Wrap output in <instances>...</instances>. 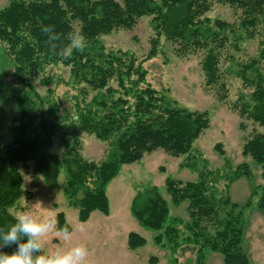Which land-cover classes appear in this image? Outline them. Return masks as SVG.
Wrapping results in <instances>:
<instances>
[{
	"label": "trees",
	"instance_id": "obj_1",
	"mask_svg": "<svg viewBox=\"0 0 264 264\" xmlns=\"http://www.w3.org/2000/svg\"><path fill=\"white\" fill-rule=\"evenodd\" d=\"M219 1L231 5L237 22L205 16L213 8V0H10L0 10V40L9 44L16 67L12 73L0 74V100L13 97L17 102L13 117L17 137L8 143L0 141V228L15 222L10 208L22 196H29L20 163H32L34 182L45 174L52 186L65 165V195L77 207L79 219L86 221L97 209L109 214L107 190L124 164L140 161L157 149L172 156L191 155L194 143L212 123L207 112L174 103L147 83V70L134 53L107 51L101 40L102 35L116 29L134 28L145 15L155 16L152 20L157 33L143 60L156 55L161 36L177 42L180 54L204 52L205 81L209 87L219 88L216 93L222 99L227 98L230 74L242 82V90L231 105L242 119L241 129H247V120L264 126V0ZM47 24L64 36L78 25L87 37V48L68 60L51 55L40 31L41 25ZM244 38L259 40L256 55L243 58L238 54L239 41ZM228 59L232 64L223 67L222 60ZM52 63L70 67L71 78L79 86L74 117L70 110L61 115L58 107L47 109L40 102L32 80ZM90 90L94 95L89 98ZM79 127L99 140H111L107 157L98 164L80 152ZM58 132L62 135L60 145L67 151L65 162L52 149ZM243 146V154L262 165L264 178V131L253 128ZM221 170H205L196 180L166 178L173 202L188 200V222L170 216L168 200L156 185L136 192L131 212L141 225L164 231L155 240L162 243L166 237L174 256L191 244L196 247V264H206V249L221 252L225 264H249L244 249V211L228 193L218 195L213 187ZM252 170L248 162L238 164L227 174V189L238 178L251 179ZM212 175L216 178H210ZM252 204L249 200L244 208ZM258 204L264 208V197ZM56 218L59 226L68 224L72 231L64 212ZM143 243L144 237L130 233L131 248ZM16 247H3L0 252L11 254ZM174 261L177 263L176 258Z\"/></svg>",
	"mask_w": 264,
	"mask_h": 264
},
{
	"label": "rangeland",
	"instance_id": "obj_2",
	"mask_svg": "<svg viewBox=\"0 0 264 264\" xmlns=\"http://www.w3.org/2000/svg\"><path fill=\"white\" fill-rule=\"evenodd\" d=\"M10 0H0V10L9 4ZM212 9L205 14L215 20L226 19L235 23L238 15L228 3L213 0ZM153 15L141 17L132 29H116L109 34L102 35L101 40L107 51L128 50L142 60V66L147 70L146 81L160 93L172 99L179 106L206 111L212 121L209 128L194 143L191 155L172 156L163 149H157L146 153L137 162L127 163L122 166L118 176L109 184L108 198L110 212L105 214L97 209L93 211L89 220L81 221L77 207L70 204L65 195L66 172L65 165L61 169L59 178L54 186L48 183L46 175H40L34 182L32 163L19 167L23 173V185L29 192V196H22L16 205L10 208L14 215L21 212H30L39 218H52L54 221L59 212H64L68 223L72 227L73 237L71 242H65L57 232L49 233L45 238L46 252H52L71 245L83 243L88 247L89 256L87 264H196L197 253L193 245H185L175 254L166 237L162 243L155 237L164 231H156L139 223L133 216L131 202L139 189L147 185H156L160 188L170 207L171 217H180L184 222L190 221L188 200L175 204L171 199L165 185L168 176L182 181L199 179V173L208 169L222 170L214 182V189L218 195L228 193L232 200L239 203L245 214V244L244 249L249 257V264H264V208H260L258 202L264 197V178L262 165L253 158L243 154V144L249 132L253 128L264 131V126L254 124L250 120L247 129H241L242 119L231 105L236 101L238 93L242 90V82L239 77L230 74L227 77L228 94L222 99L217 95L218 87H209L205 81V72L202 69V51L180 54L178 43L167 40L161 36L159 50L156 55L143 60L149 54L151 40L156 35L153 25ZM78 29V25L75 27ZM243 58L254 56L259 49L257 38H244L239 41ZM8 45L0 40V74L12 73L15 62L8 51ZM232 62L222 60L223 67ZM40 102H44L48 109L50 106L58 107L57 112L76 116L74 102L76 96L81 94L79 86L71 78L70 67L62 63L46 65L44 69L33 77ZM114 86L117 83L112 82ZM94 95L90 90L89 98ZM227 99V100H226ZM17 102L13 97L0 100V141L8 143L17 136L14 128V112ZM70 136L68 132L67 136ZM60 132L55 134L53 151L57 153L63 162L67 156L65 147L61 146ZM80 152L90 161L98 164L107 157L110 141L99 140L95 134H91L79 127ZM220 145V149L218 146ZM221 150L224 153H221ZM185 162L191 163L184 166ZM248 162L252 170V177L238 178L231 183L227 174L240 163ZM65 164V163H64ZM233 167V168H232ZM205 173V172H204ZM210 178H216L212 175ZM251 200L252 206L244 208ZM181 231L185 230L183 224ZM135 232L145 238V243L136 248L129 244L130 233ZM206 264H225L224 255L221 252L206 249ZM176 258L177 263L174 261Z\"/></svg>",
	"mask_w": 264,
	"mask_h": 264
},
{
	"label": "clouds",
	"instance_id": "obj_3",
	"mask_svg": "<svg viewBox=\"0 0 264 264\" xmlns=\"http://www.w3.org/2000/svg\"><path fill=\"white\" fill-rule=\"evenodd\" d=\"M40 31L51 55L61 60L70 59L75 52L83 53L88 46L82 29L69 32L66 36L54 25H41ZM14 223L6 229L0 228V248L16 245L11 254L0 252V264H87L88 247L71 245L52 252H46L45 238L57 232L65 242H71L73 232L68 224L59 226L52 218H39L30 212H21L14 217Z\"/></svg>",
	"mask_w": 264,
	"mask_h": 264
}]
</instances>
